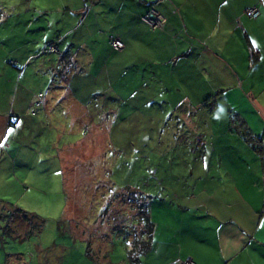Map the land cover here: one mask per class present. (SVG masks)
I'll list each match as a JSON object with an SVG mask.
<instances>
[{"label": "crops", "instance_id": "obj_1", "mask_svg": "<svg viewBox=\"0 0 264 264\" xmlns=\"http://www.w3.org/2000/svg\"><path fill=\"white\" fill-rule=\"evenodd\" d=\"M60 1L78 3L73 13L77 14L81 34L68 45L63 41L66 50L59 52L57 48V60L67 51L73 70H68L67 78L64 64L54 69L51 63L47 78H53H49L42 99L46 105L43 113H53L56 108L58 114L71 113L73 119H85L90 126L88 108L102 92L79 91L71 81L80 78L79 67L88 66L87 73L92 74L91 68L98 65L92 75L96 80L98 72L103 73V92L108 95L102 99L109 100L107 107L115 106L118 111L122 106V114L137 115L133 124L121 123V135L116 134V126L107 132L104 127L109 147L112 129L115 141L125 138L140 145L141 107L153 113L169 105L175 122L186 127L185 140L191 144L185 146L189 145L191 150L199 147L202 169L201 175L196 176L190 171L179 198L151 202L150 248L138 255L136 262L126 259L131 236L117 237L114 231L118 227V234L121 233L123 226L126 232L132 223L118 220L108 232H100L102 240L122 244L116 248L120 252L117 258L110 252L112 245H106L108 249L98 254L95 261L91 260L93 253L88 247L82 253L61 246L63 251L51 263L181 264L189 259L193 264H264V0ZM250 8L258 11L254 19L244 14ZM149 11L160 20L158 29L142 23L141 17ZM98 29L105 32L99 33L102 43L97 54L96 42H87L91 32ZM55 38L61 41L58 33ZM110 38L119 40L122 49L112 51L108 45ZM53 40H47L45 46L57 47ZM33 41L36 43L37 39ZM73 48L76 53L72 54ZM37 56L38 53L32 54L26 63ZM128 82H139L142 87L128 90L124 86ZM114 83L119 84L117 90L111 88ZM134 97L142 101L132 102ZM157 98L163 102L159 103ZM204 101L207 105L200 106ZM217 110L222 114L214 120ZM15 113L10 110L5 126L18 120ZM198 115L201 132L193 135ZM121 141L120 145L126 142ZM131 156L133 153L129 152ZM89 231H77L69 225L71 246L87 243L91 238ZM6 259L4 264H11ZM42 262L47 264L46 260Z\"/></svg>", "mask_w": 264, "mask_h": 264}, {"label": "rangeland", "instance_id": "obj_2", "mask_svg": "<svg viewBox=\"0 0 264 264\" xmlns=\"http://www.w3.org/2000/svg\"><path fill=\"white\" fill-rule=\"evenodd\" d=\"M77 4L60 0H0V264L6 258L11 264L14 261L43 264V260L52 264L63 251L61 246L82 253L88 247L93 253L91 260L95 261L98 254L108 249L106 245H112L110 252L117 258L120 252L116 248L122 244L104 241L100 234L102 230L108 232L111 224L126 216V210H120L123 193L117 188L136 187L149 195L152 203L158 198L170 201L180 197L179 191L185 180H189L190 171L194 176L201 175L200 149L197 145L192 150L188 147L191 141L185 140L186 127L180 121L175 122L169 105L153 113L141 107L140 145L125 138L115 141L112 129L109 147L104 127L107 132L116 126V134L121 135V123L133 124L137 115L122 114V106L118 111L115 106L107 107L109 100L102 99L108 95L103 92V73L98 72L96 80L92 75L98 65H93L92 74L87 73L88 66L79 67L80 78L71 81L79 91L102 92L88 108L90 126L85 119H73L71 113L58 114L56 108L53 113H43L46 105L42 99L49 78H53H47V73L51 63L57 66V54L42 50L47 40L53 38L62 52L66 50L64 40L68 45L81 34L77 14L73 13ZM40 11L49 13L41 15ZM101 32L105 31L93 30L87 42H96L98 50L94 53L97 54L102 43ZM57 33L61 41L56 40ZM32 39L37 42L33 43ZM75 51L70 49L72 54ZM35 53H38L36 59L26 63ZM36 69L39 71L34 72ZM138 85L139 82L124 83L128 90H136ZM118 87L114 83L111 88ZM131 101L142 99L134 97ZM156 101L163 102L162 98ZM206 105L207 101L200 104ZM11 109L13 113L16 111L18 120L5 126ZM18 111L25 113L20 115ZM220 114L217 110L213 119H220ZM200 123L198 115L193 135L200 134ZM125 129L128 137L129 130ZM120 141L126 142L120 145ZM192 141L195 142V136ZM134 150L140 152L139 158L129 157V152ZM30 216L43 221L41 231L36 234L35 224L28 220ZM69 225L85 233L90 230V240L71 246ZM115 229V236H125L123 232L118 234V227ZM11 254L17 257L5 256Z\"/></svg>", "mask_w": 264, "mask_h": 264}, {"label": "trees", "instance_id": "obj_3", "mask_svg": "<svg viewBox=\"0 0 264 264\" xmlns=\"http://www.w3.org/2000/svg\"><path fill=\"white\" fill-rule=\"evenodd\" d=\"M48 46L50 45L45 46V48H47ZM45 48H44V52H47ZM55 48L56 51L53 54L58 53L56 46ZM61 64H64L65 76L67 75L69 69L73 70V67L70 65L71 64L70 55L68 54L67 51L59 55L57 60V66H55L54 69L58 68V66H60ZM136 154H140V152L138 150L133 151L134 159L140 157V156H136ZM117 189H119L123 193L119 200L121 203L120 210L122 209L126 210L125 211L126 214H124L126 216L122 217L123 219L120 221L126 222V220H128L129 223H132L130 226H128L126 232H124L125 227L123 226L121 227V231L124 232L123 234H125V236L126 235L131 236V239L129 240V242H127L129 246L128 249L126 250V259H128L129 262H133V261L136 262L137 259L136 257L140 254L147 253V251L150 248V235H151L152 225L148 218V207L151 204V197L147 194L141 193V190H139L136 187L125 186ZM131 213L132 215H130ZM22 217L26 218L27 216L22 215ZM28 218L29 221L33 222V225L35 224L34 227L36 228L35 231L33 232L35 234L40 232L43 226V221L41 219L38 218L36 219L31 216Z\"/></svg>", "mask_w": 264, "mask_h": 264}, {"label": "built area", "instance_id": "obj_4", "mask_svg": "<svg viewBox=\"0 0 264 264\" xmlns=\"http://www.w3.org/2000/svg\"><path fill=\"white\" fill-rule=\"evenodd\" d=\"M246 17L250 19H254L258 15V11L255 8L246 9L244 11ZM155 15L152 11L148 14L141 17L142 23L146 24L151 29H158L160 27V20L157 17H153ZM108 45L112 51H119L122 49V43L117 39H110L108 41ZM47 52L55 53L56 48L53 46H48L46 48ZM181 264H193L189 259H186L181 262Z\"/></svg>", "mask_w": 264, "mask_h": 264}]
</instances>
